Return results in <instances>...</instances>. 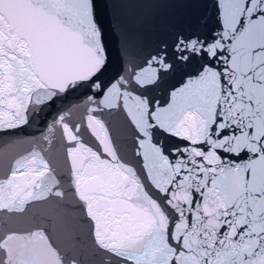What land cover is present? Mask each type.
<instances>
[{
    "label": "snow or ice",
    "instance_id": "obj_1",
    "mask_svg": "<svg viewBox=\"0 0 264 264\" xmlns=\"http://www.w3.org/2000/svg\"><path fill=\"white\" fill-rule=\"evenodd\" d=\"M213 6L105 79L116 0H0V140L84 97L40 132L62 167L33 148L0 177V264H264V0Z\"/></svg>",
    "mask_w": 264,
    "mask_h": 264
},
{
    "label": "water",
    "instance_id": "obj_2",
    "mask_svg": "<svg viewBox=\"0 0 264 264\" xmlns=\"http://www.w3.org/2000/svg\"><path fill=\"white\" fill-rule=\"evenodd\" d=\"M154 55L164 47L171 45L178 31L184 30V25L203 17L207 24L201 34L218 29L214 0H146ZM196 64L186 67V71H195ZM166 83L160 88L162 101L163 92L169 84L176 83L180 74H169Z\"/></svg>",
    "mask_w": 264,
    "mask_h": 264
}]
</instances>
